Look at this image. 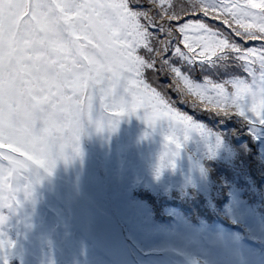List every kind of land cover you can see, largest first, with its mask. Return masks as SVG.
<instances>
[{"label": "snow or ice", "instance_id": "6c2138e0", "mask_svg": "<svg viewBox=\"0 0 264 264\" xmlns=\"http://www.w3.org/2000/svg\"><path fill=\"white\" fill-rule=\"evenodd\" d=\"M196 67L201 83L182 70ZM177 105L264 127V0H0V253L22 195L34 203L35 185L82 156L88 127L142 112L153 132L211 139Z\"/></svg>", "mask_w": 264, "mask_h": 264}, {"label": "trees", "instance_id": "16d2710c", "mask_svg": "<svg viewBox=\"0 0 264 264\" xmlns=\"http://www.w3.org/2000/svg\"><path fill=\"white\" fill-rule=\"evenodd\" d=\"M173 98L175 99L176 97L173 96ZM178 106L179 108L181 107L184 111L188 112L189 115H195L197 119L202 115H206L208 117V120L207 122L203 121L205 125V130L209 132L211 138L215 139L216 137H219L220 140L222 141V144H224L226 148H230V145L228 143L229 139L230 141H233L234 146L238 147V146L243 145L246 140H249L248 135L252 133L254 130L251 126L247 125L243 121L236 119V118L224 119L221 117H216L215 115L209 114V113L194 114L192 113L191 109L186 108L183 105H178ZM196 121H199V120H196ZM86 133L89 136V138L93 140L94 138H96V135L98 136V133L100 132L95 130L93 126V127H88L86 130ZM153 135L156 138H158L152 131V134L150 135V137ZM150 137L148 136V138ZM235 140H239V143L236 144ZM225 141L226 143H224ZM249 143L250 144L247 145V148L249 150L248 154L251 156L254 154L255 151H254L252 142L249 141ZM80 148H81V152H83L81 144H80ZM230 155H234V152H231ZM159 158H160V155H158V159H157L158 161H159ZM238 158L245 160V162L249 164L250 166L254 164L253 161L249 157H247V155H245L244 153H240L238 155ZM111 159H112V156L110 155V163H111ZM179 159L181 161L186 160L185 153L181 152ZM106 162L109 163V157H107ZM131 164L134 166L132 168L136 170V173H139L140 168L138 167V162H137L136 157L132 159ZM76 171H78V168L75 165L70 166L69 168L67 167L65 163L60 162L55 168L53 174L51 176L45 177L44 180H46L47 184H51L52 186L58 187L59 190L70 191L74 187V185L78 186L79 178L84 177L82 173L80 174L75 173ZM260 171L262 173L252 174L253 176L252 180H256V181L250 184V191H251L250 194L246 195V193H244L243 196L244 198L248 200H251V201L254 200L250 202L251 204L255 205V206H252L254 210H257V211L259 210L264 213V171L262 169ZM91 172L92 173L94 172V178H96L95 176L96 170L94 171V169H91ZM71 175H74L75 178L71 179ZM199 175L200 174H197L196 181L200 180ZM125 176L129 177L128 174ZM231 179L232 178H228L227 179L228 181L226 180L227 181L226 183L221 184L220 180L219 179L217 180L216 177L214 176L216 186L219 187V190L214 189V191L212 190L210 191V195L207 197V203H212V200H214L215 198L218 197V199H220L221 197H224L226 194H232L234 196L235 195L237 196V194H239L237 192H233L232 190L227 192L228 186L226 185H229V183L231 182ZM211 180H213L212 176H211ZM224 198H227V197H224ZM220 200H222V198ZM122 201L123 200L121 199H118L116 201V205L118 208H124ZM238 201L239 200L236 199L235 203L231 206H228V209H226V211L222 209L223 212L222 213L219 212V215L221 214L223 217L228 218L230 222H233V223L237 222L238 224L245 226L246 228H251V231L253 233H256V234L261 233L258 227V224L255 221L257 215H254L253 213H251L250 210L248 211L246 206L242 205ZM220 204H221V201H220ZM213 205L214 203L211 206ZM186 211L189 212L190 210L186 209ZM24 212L29 214L31 211L25 210ZM35 223L42 224V221L39 222L36 220ZM1 257L2 256L0 255V258Z\"/></svg>", "mask_w": 264, "mask_h": 264}, {"label": "rangeland", "instance_id": "374dc122", "mask_svg": "<svg viewBox=\"0 0 264 264\" xmlns=\"http://www.w3.org/2000/svg\"><path fill=\"white\" fill-rule=\"evenodd\" d=\"M138 115L141 118L138 119L136 116H133L131 118H127V117L124 118V122L128 125L130 132H131V136L133 137V139L145 137L146 133L148 134L149 131H152L151 129L147 128V126L143 122V119H142L143 113L141 112ZM94 129L96 130L95 127H94ZM154 134L158 137L159 140H164V137H163L162 132H161V127L158 126L156 131L154 132ZM96 138H97V135H96ZM213 141H215V140L213 139ZM187 145H188V147H190L192 149L193 157H195L198 160L197 163L192 161L190 156L188 155L189 152L186 150ZM187 145L185 147V151H186L185 158L187 159V161H189V164L191 166H194L195 168L198 169L199 164H200V160H201V156H207V158H209L207 150H206V146L199 139H194V140L190 141ZM144 146L147 149L145 148L146 149L145 151L140 150L139 156L144 159L141 163L144 166L145 174H148V172H151L152 168H156V166L159 162L157 160V158H158V155L161 154L163 145L158 143V144H155V146L149 147L147 142H145ZM92 147L98 151L101 150L94 143L92 144ZM104 151H105V149H104ZM86 152H90V150H88ZM80 162L82 163V161H80ZM151 173L153 175H156V171L155 172L152 171ZM179 174H182V173L179 172ZM167 176H168V174L163 172L159 177H167ZM98 181L100 182L99 179H98ZM158 181L160 182L161 178H159ZM160 184H162V183L160 182ZM167 184H168V181L166 180V185ZM176 184H179V183L176 182ZM78 185H79L78 186L79 187V203H80V206H81L82 211H83L82 215L83 216H86V214L89 215L90 216L89 220H90L91 226L96 227L97 226L96 220L93 217V215L96 214V212H94V210L97 209L100 211V208L96 205L97 197L99 196V193L97 192V197H96V183L89 182L86 178L81 177V178H79ZM83 191L86 193L85 196H83ZM72 194H73V190L71 191V195ZM108 200L111 201L110 199H108ZM48 203L51 207L56 209V205H54L53 202H48ZM76 205H78V203H76ZM59 213L62 214L63 217H66L68 214V212L63 214V211H59ZM71 215L79 217V213L76 211L72 212ZM9 222H12V219H9ZM52 224H53L52 222L47 223V225H48L47 232L51 228ZM108 226H109L108 228L110 229L111 225H108ZM43 237L46 240L47 235L45 233H43ZM94 237L96 240V247L95 248L101 257L103 264H117L116 263L117 261H118V264H121V263H126L129 261L128 255L126 254L125 251H123V245H122L121 241H119L118 239H114L115 235L113 234V232L111 230L107 231L105 234H102L101 235L102 238H100L97 234H95ZM45 242L50 243L54 246L56 244L54 239H50V240L45 241ZM139 242H141L142 245H140V243H139L138 247L142 250H145L146 248H149L154 244V241H139ZM199 251L201 252V249H199ZM32 252L37 253L36 251H32ZM58 252L59 251L56 249V247H53V250L51 251V257L55 258V257L59 256L57 264H59L62 260L60 255L58 254ZM38 254L43 259V255H41L40 252ZM63 259H65V257ZM68 260L71 261L72 259L70 257H68L66 259V261H68ZM85 260L90 262V264H92V262H93V259H91L89 256H85L83 258V261H85ZM160 262H161V264H163L164 259H161Z\"/></svg>", "mask_w": 264, "mask_h": 264}, {"label": "clouds", "instance_id": "9594fccd", "mask_svg": "<svg viewBox=\"0 0 264 264\" xmlns=\"http://www.w3.org/2000/svg\"><path fill=\"white\" fill-rule=\"evenodd\" d=\"M162 135L164 137L165 134H171L177 138L180 139L182 143V148L177 150L174 146V144H169L165 140L163 141V147L162 151L160 154L159 162L156 166V176H157V170H160V175L165 171V170H174L176 167V162L179 159L181 152L185 149L186 145L194 140V139H199L205 146L206 150L208 153L209 158L215 157L217 151L221 148L222 143L220 144L219 147L216 146V141H213L212 139H208L207 137L203 136L198 130L196 129H186L181 126H177L172 129H168L167 126L163 130H161ZM188 134L190 136V139L185 142L183 140V136L185 134ZM211 148V151L209 150ZM76 157L70 155V159L74 160ZM198 171L200 174L206 175V170L204 168H198ZM159 175V176H160ZM39 185V184H37ZM35 185V189L36 186ZM22 202L25 205L32 203L33 197L31 195V190H29V194L27 196L22 195ZM191 240V237L188 238ZM209 240L215 241L218 244H226L229 241V237L224 236L223 238L219 237L218 235L213 234L212 236L209 237ZM172 264H201V261L198 259H194L191 251H185L181 254V259L180 261H173Z\"/></svg>", "mask_w": 264, "mask_h": 264}]
</instances>
